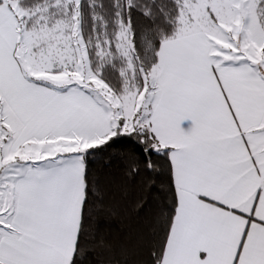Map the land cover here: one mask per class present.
Instances as JSON below:
<instances>
[{"label": "snow or ice", "instance_id": "obj_1", "mask_svg": "<svg viewBox=\"0 0 264 264\" xmlns=\"http://www.w3.org/2000/svg\"><path fill=\"white\" fill-rule=\"evenodd\" d=\"M0 264H264V0H0Z\"/></svg>", "mask_w": 264, "mask_h": 264}, {"label": "trees", "instance_id": "obj_2", "mask_svg": "<svg viewBox=\"0 0 264 264\" xmlns=\"http://www.w3.org/2000/svg\"><path fill=\"white\" fill-rule=\"evenodd\" d=\"M138 224L139 221L134 215H126L111 220L109 222V228L115 235L122 236L127 232H134Z\"/></svg>", "mask_w": 264, "mask_h": 264}]
</instances>
